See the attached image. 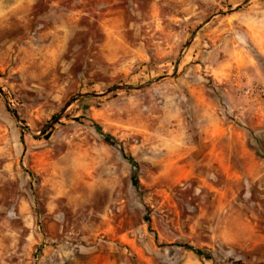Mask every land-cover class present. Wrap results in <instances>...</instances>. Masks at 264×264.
Masks as SVG:
<instances>
[{
    "label": "rangeland",
    "instance_id": "374dc122",
    "mask_svg": "<svg viewBox=\"0 0 264 264\" xmlns=\"http://www.w3.org/2000/svg\"><path fill=\"white\" fill-rule=\"evenodd\" d=\"M0 91V264H264V0H0Z\"/></svg>",
    "mask_w": 264,
    "mask_h": 264
},
{
    "label": "water",
    "instance_id": "95a60500",
    "mask_svg": "<svg viewBox=\"0 0 264 264\" xmlns=\"http://www.w3.org/2000/svg\"><path fill=\"white\" fill-rule=\"evenodd\" d=\"M201 26H199L198 28H196L193 32H192V34H191V37H190V39H189V41L186 43V45L184 46V48H187L188 46H189V44H190V42L194 39V37H195V34H196V32H197V30L200 28ZM180 57H181V55L178 57V60L176 61V63L174 64V68H173V74H175V72H176V70H177V68H178V62H179V60H180ZM165 77H167V76H164V77H160V78H157V79H155V80H152V81H150V82H148V83H146V84H143V85H140V86H138V87H133V86H128V85H124V86H120V87H112V88H109L108 90H107V92H110V91H113V90H118V89H136V88H141V87H144V86H146V85H149V84H152V83H156V82H158V81H160V80H162L163 78H165ZM0 95L2 96V98H3V100L6 102V100H5V97L2 95V92L0 91ZM92 96H94V95H96V94H91ZM83 95H77V96H75V97H82ZM75 97H73L70 101H72ZM69 105V102L65 105V108L67 107ZM10 111V113L12 114V116L14 117V119L16 120V122L19 124V129L21 130V131H23V132H27L28 134H30L32 137H37V136H39L40 134H42L45 130H47V129H49L50 128V126L51 125H53L56 121H57V119L59 118V116L64 112V109L63 110H61L60 111V113L55 117V118H53L43 129H42V131L40 132V133H38V134H33L26 126H23V125H21L20 124V121H19V119H18V117H17V115H16V113L13 111V110H9Z\"/></svg>",
    "mask_w": 264,
    "mask_h": 264
},
{
    "label": "trees",
    "instance_id": "16d2710c",
    "mask_svg": "<svg viewBox=\"0 0 264 264\" xmlns=\"http://www.w3.org/2000/svg\"><path fill=\"white\" fill-rule=\"evenodd\" d=\"M95 127V129H96V132L104 139V140H106V141H108V142H111V143H115V140L111 137V136H109V135H107V134H104L102 131H101V129L99 128V126H97V125H95L94 126ZM125 157V156H124ZM125 159L127 160V161H131L129 158H126L125 157ZM197 253H200L199 251H197Z\"/></svg>",
    "mask_w": 264,
    "mask_h": 264
}]
</instances>
